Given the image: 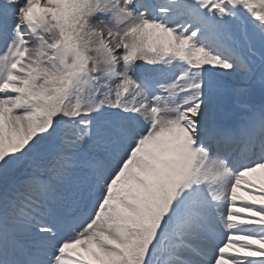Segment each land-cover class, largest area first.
<instances>
[{"label":"snow or ice","instance_id":"snow-or-ice-1","mask_svg":"<svg viewBox=\"0 0 264 264\" xmlns=\"http://www.w3.org/2000/svg\"><path fill=\"white\" fill-rule=\"evenodd\" d=\"M0 264H264V0H0Z\"/></svg>","mask_w":264,"mask_h":264},{"label":"rangeland","instance_id":"rangeland-1","mask_svg":"<svg viewBox=\"0 0 264 264\" xmlns=\"http://www.w3.org/2000/svg\"><path fill=\"white\" fill-rule=\"evenodd\" d=\"M255 98H257V99H259V96L258 95H256V94H254L251 98H250V103H253V101H254V99ZM234 111H238V112H241L242 110L241 109H239V108H235L234 107V109H233ZM25 169H28V165H27V163H25L24 165H22L21 166V171H23V170H25ZM30 170V169H29Z\"/></svg>","mask_w":264,"mask_h":264}]
</instances>
